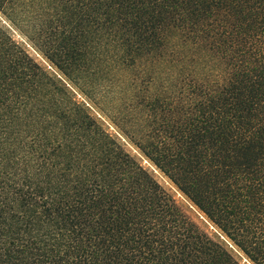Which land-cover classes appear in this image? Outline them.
I'll list each match as a JSON object with an SVG mask.
<instances>
[{"label":"trees","instance_id":"trees-1","mask_svg":"<svg viewBox=\"0 0 264 264\" xmlns=\"http://www.w3.org/2000/svg\"><path fill=\"white\" fill-rule=\"evenodd\" d=\"M7 10L72 83L123 75L134 115L116 127L264 264V0H0ZM0 264L240 263L0 25Z\"/></svg>","mask_w":264,"mask_h":264},{"label":"rangeland","instance_id":"rangeland-1","mask_svg":"<svg viewBox=\"0 0 264 264\" xmlns=\"http://www.w3.org/2000/svg\"><path fill=\"white\" fill-rule=\"evenodd\" d=\"M7 16L0 13V25L3 26L13 37V39L21 44L29 56L35 63L42 68L50 77L60 81L70 91L74 99L83 104L93 118H95L105 131L123 146L125 151L129 153L148 173L173 197L180 209L209 237L215 240L222 241L230 250L231 254L240 264H250L244 256L239 253L234 247L229 246L221 236L218 230L214 228L206 218L169 182V180L161 174L134 146L133 142L126 138L119 129L126 132L131 131L132 115L130 104V93L123 83V75L119 78L110 79L103 76L98 84L91 85L85 80H74L72 83L64 77L41 53H39L26 39L20 36L18 29L19 21L15 18L16 23L13 24L8 20L10 12L7 10ZM172 45L177 43V39L173 37L170 41ZM49 65V69L44 62ZM143 66L137 70L140 72ZM139 83L143 84L145 77L139 79ZM143 80V81H141ZM120 127L119 129L116 127ZM146 161V162H144Z\"/></svg>","mask_w":264,"mask_h":264},{"label":"built area","instance_id":"built-area-1","mask_svg":"<svg viewBox=\"0 0 264 264\" xmlns=\"http://www.w3.org/2000/svg\"><path fill=\"white\" fill-rule=\"evenodd\" d=\"M44 62V61H43ZM45 63V62H44ZM46 64V63H45ZM46 66L49 68V69H51L52 70V68L49 66V65H47L46 64ZM144 162H146V161H144ZM230 246V245H229Z\"/></svg>","mask_w":264,"mask_h":264}]
</instances>
